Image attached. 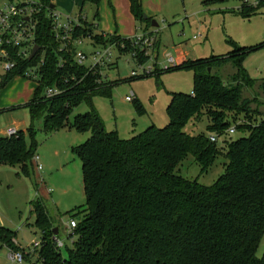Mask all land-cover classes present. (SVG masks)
<instances>
[{"label": "trees", "instance_id": "obj_1", "mask_svg": "<svg viewBox=\"0 0 264 264\" xmlns=\"http://www.w3.org/2000/svg\"><path fill=\"white\" fill-rule=\"evenodd\" d=\"M37 1L39 9L33 13L36 56L16 57V65L0 80L1 87L12 76H22L23 69L35 63L43 51L34 94L24 104L31 123L15 134H0V164L31 177L37 148L33 123L38 119L46 136L69 125L81 133L89 131L84 141L72 147L81 161L85 202L84 208L68 211L77 224L73 242L64 245V252L55 248L51 239L55 223L44 201L39 196L29 201L33 219L26 224L38 232L36 254L42 264H264V253L257 255L264 236V99L253 88L258 85L264 90V77H249L242 62L252 50L264 46V41L231 43L227 53L190 57L175 67H159L192 70V90L169 92L165 124L151 123L122 138L117 131L105 129L92 104V96L109 95L121 78L101 77L96 82L97 75L73 60L74 45L59 50L47 17L50 0ZM98 1L79 0V10L89 4L91 15L80 20L71 36L86 37L93 45L114 42L119 54L126 50L137 63L147 61L145 47L135 48L130 36L96 30ZM127 1L133 20L142 30L148 29L152 19L143 16L141 1ZM239 1L238 12L246 17L264 5V0L261 4ZM15 50L9 48L11 55L15 56ZM225 62L233 68L227 80L215 72ZM153 65V71L136 77L155 73L157 66ZM53 83L61 90L45 96L44 89ZM244 87L249 93L246 96ZM81 102L88 108L75 113L69 122V113ZM203 117L205 132L192 133L185 128L188 121L198 122ZM230 128L239 135L232 137ZM187 155L198 164L199 174L220 155L223 172L208 185L197 177L186 178L175 170ZM79 213L81 217L76 218ZM14 237V230L0 225V247H21L14 244ZM31 254L24 253L25 259Z\"/></svg>", "mask_w": 264, "mask_h": 264}, {"label": "rangeland", "instance_id": "obj_2", "mask_svg": "<svg viewBox=\"0 0 264 264\" xmlns=\"http://www.w3.org/2000/svg\"><path fill=\"white\" fill-rule=\"evenodd\" d=\"M9 0H0V6ZM13 3L21 0H12ZM64 11L76 14L79 9V0L76 5L72 0ZM149 13L142 5L145 15H151L157 27L151 33L154 35L152 48L149 54L154 61H160L163 53L169 50L174 55V47L180 46L189 51L193 57L206 58L227 53L232 44L252 45L264 41V5H260L249 17L242 16L238 12L239 0H219L217 3L204 4L201 0H146ZM253 0H246L247 4ZM261 4V2H259ZM258 3V4H259ZM254 4V3H253ZM264 4V3H263ZM83 7L86 13H90V5ZM95 21L99 29L106 33L116 32L120 36L128 37L141 33V28L135 29V21L129 12L127 0H99L97 4ZM56 8L60 9L59 5ZM155 37H160V43L155 50ZM87 40V38H86ZM88 50L82 46L80 49ZM117 55L114 52L115 62L113 67L106 69L107 79L121 78L111 88L109 95L92 96V104L101 116L105 129L115 130L122 138L130 137L146 128L148 124L162 126L168 121L166 105L169 101V92L180 90L190 92L193 87L192 70L188 68H175L161 70L157 67L155 73L145 77H128L131 67H134L132 55L126 50ZM159 54L156 58L155 54ZM156 59H155V58ZM163 61V60H162ZM243 67L249 77L259 80L264 77V46L252 50L243 59ZM112 67V68H111ZM216 66H214V71ZM232 64L225 62L221 69L215 72L228 79L232 73ZM5 74L0 63V80ZM24 77V76H23ZM24 78H9L0 87V107L5 108L0 112V130L7 126H14V121L23 126H29L31 118L27 107L24 105L34 94L35 82ZM125 78V80H122ZM16 79V80H15ZM264 99V90L258 85L253 87ZM249 89V88H248ZM133 91L134 98L130 102L124 99L125 94ZM243 95H248L246 87L242 89ZM264 107V103H263ZM88 108L86 102L76 105L69 113L68 121L71 122L75 113H82ZM13 120V122H12ZM40 170L36 169L33 162V176L36 177L39 196L44 204H48L49 214L53 222L60 227L59 236L65 244H71L65 238L63 225L68 219V211L76 208H84V194L82 191L81 161L73 153L72 147L84 141L89 131L78 132L71 125L59 128L51 135H45L41 130V120L34 123ZM189 132L206 131V119L200 121H188L185 125ZM238 132L231 133L232 137L238 136ZM224 159L217 155L208 170L199 174V166L191 155L179 163L176 173L194 179L197 177L202 184H210L220 173ZM0 225H5L10 230H16V237L23 247L32 240L38 239V232L33 233L25 224L26 220L32 221L33 215L29 209V199L35 195L34 178L15 173L9 165H0ZM49 187L50 193L45 189ZM45 200L48 201L45 203ZM30 215V216H29ZM79 213L76 218L81 217ZM20 227V229L18 228ZM18 228V230H17ZM14 237V244L18 240ZM17 240V241H16ZM64 252V246L61 247ZM264 253V241L258 245L257 255ZM0 264H31L28 259L21 263L10 262L6 251L0 247Z\"/></svg>", "mask_w": 264, "mask_h": 264}, {"label": "built area", "instance_id": "obj_3", "mask_svg": "<svg viewBox=\"0 0 264 264\" xmlns=\"http://www.w3.org/2000/svg\"><path fill=\"white\" fill-rule=\"evenodd\" d=\"M259 1L260 0H253V3L257 4ZM38 5L39 3L37 0H21L16 3L9 0L0 6V63L3 71L11 69L16 65V57L25 59L26 57L33 58L36 56L35 52V55L30 57V52L33 45H35L34 35L36 19L33 17V13L39 9L37 7ZM86 14L84 9H82V11L78 9L77 13L73 14L70 11H62L56 7L50 6L47 17L50 20L54 38L59 42L58 49H67L69 45H74L73 60L78 65H84L90 73L97 75L95 81L99 82L101 77L105 80L107 79L105 76L106 69H109V66L113 65V61L115 62L114 52L119 55V51H117V46L114 42L113 44L97 43L93 45L92 42L90 43V39L87 38L86 40V37L74 38L71 36L73 29L82 23L80 20L87 17ZM89 17H87V19H89ZM130 40L131 45L135 48L141 49L145 47V53H149V51H151L149 49H151L153 45L154 35L143 30L139 34L130 36ZM82 46L88 47V50L86 51L84 48L80 49ZM9 48H16L14 52L15 56L11 55ZM39 54L40 56L36 59V62L26 66L22 73V76L31 79L35 83L38 82V78L40 77L39 66L44 56L43 51H40ZM133 60L135 66L130 68L128 77L145 75L154 70V59L150 54L148 60L144 63H137L135 59ZM175 65H177L176 57L169 50L165 51L163 53V61L160 63L159 67L165 69L168 67H175ZM60 90L59 86L53 83L51 86H47L43 93L45 96L49 97L58 93ZM133 96V91L130 90L125 94L124 99L130 102V100L134 98ZM16 131L17 128L15 126H7L3 132L4 135L8 136L17 133ZM233 131V128L229 129V132ZM210 139L213 140L214 136H210ZM32 161L36 163V169L40 170L42 166L37 163V154H33ZM46 191L49 192L50 188L47 187ZM76 224V219L73 216L68 217L64 222L63 231L69 243L73 242V229ZM51 239L57 249L65 245L64 239L59 236L58 232L56 235L53 234ZM39 246V238L37 240H32L26 247L21 246L19 248H13L12 246L3 245L7 259L10 262H23L25 260L24 253L28 251L30 253L32 252L31 255L33 256L31 264H42V259L36 254V249Z\"/></svg>", "mask_w": 264, "mask_h": 264}, {"label": "crops", "instance_id": "obj_4", "mask_svg": "<svg viewBox=\"0 0 264 264\" xmlns=\"http://www.w3.org/2000/svg\"><path fill=\"white\" fill-rule=\"evenodd\" d=\"M73 2H74V4L76 5V0H72ZM141 1V4L143 5V7L146 9V12L147 13H149V8H148V6H147V2H146V0H140ZM67 4H68V1L67 0H50V6H52V7H56V5H59V7H60V10H62V11H64L63 10V8H65L66 6H67ZM127 4H128V1H127ZM129 5V4H128ZM90 11L92 10V8L90 7V9H89ZM129 12H130V10H129ZM87 15V17H89V13H87L86 14ZM90 15H91V13H90ZM130 15H131V13H130ZM149 16V15H148ZM131 17H132V15H131ZM150 17H151V15H150ZM133 19V18H132ZM135 21V20H134ZM135 26V29H137L139 26H138V24L136 23V21H135V24H134ZM155 27H157V25L156 26H153V25H151V23H150V27L148 28L149 29V32H152L153 30H155V33L157 32V30L156 29H154ZM148 29H146V30H148ZM96 30H98V31H101V32H104L103 30H101V29H99V27H98V23L96 22ZM104 33H106V32H104ZM116 33V32H115ZM155 39H156V41L154 42V44H155V50L158 48V45H159V43H160V37H155ZM174 56L176 57V60H177V63H179V62H181L182 60H185V59H187V58H193V56H191V53L189 52V51H187V50H185V49H183L182 47H180V46H175L174 48ZM155 56H156V58H158L159 57V54H158V51H157V53L155 54ZM155 58V57H154ZM155 58V59H156ZM162 60H163V58H162ZM162 60H160V61H154V64H157L158 66H160V63L162 62ZM12 77H15V78H24L23 76H19V75H14V76H12ZM11 79V78H10ZM26 79V78H25ZM16 80V79H15ZM26 80H29L30 81V79H26ZM32 81V80H31ZM4 109L5 108H3V107H0V112L1 111H4ZM12 122H13V120H12ZM13 125L17 128V129H20V130H24L26 127L25 126H23V124L22 125H19V124H17L15 121H14V123H13ZM0 134H4V132H2V130H0ZM0 165H2V164H0ZM12 167V169L14 170V172L16 173V169L13 167V166H11ZM1 168V167H0ZM42 168V167H41ZM32 176H33V173H32ZM33 178H34V182H33V185L35 186L34 187V193H35V195H34V197L33 198H35V197H37V196H40L41 195V193H39L40 192V188L38 189V186H37V181H36V177H34L33 176ZM49 188V187H48ZM45 191H46V189H45ZM47 192V191H46ZM47 193H50V191L49 192H47ZM32 198V199H33ZM31 199H29V201H30ZM48 201H46L45 200V203H47ZM28 205H29V202H28ZM47 205L48 204H46V207H47ZM29 209H31L30 208V205H29ZM30 215H32V214H30ZM29 215V216H30ZM26 222H31V221H28V220H26ZM26 222H25V224H26ZM27 225V227L29 228V230L30 231H32L33 233H36V231H35V227L33 226V225H28V224H26ZM55 227L57 228V232H58V234H59V230H60V227L58 226V225H56L55 224ZM19 229H20V227H18ZM18 228H17V230H18ZM15 231V237H16V230H14ZM16 239H17V237H16ZM18 240V239H17ZM261 241H264V236L262 237V239H261ZM260 241V242H261ZM18 243H19V245L20 246H22V244L19 242V240H18ZM3 247V246H2ZM23 247V246H22ZM4 248V247H3ZM30 260H29V259ZM27 259L31 262L32 260L31 259H33V256L32 255H28L27 256Z\"/></svg>", "mask_w": 264, "mask_h": 264}, {"label": "water", "instance_id": "obj_5", "mask_svg": "<svg viewBox=\"0 0 264 264\" xmlns=\"http://www.w3.org/2000/svg\"><path fill=\"white\" fill-rule=\"evenodd\" d=\"M143 16H146V15L144 14ZM151 25L156 26V22L153 19L151 20ZM37 49H38V45L37 44L33 45L31 52H30V57L35 55L34 53L36 52ZM53 234H55V235L57 234V228L56 227L53 228Z\"/></svg>", "mask_w": 264, "mask_h": 264}]
</instances>
